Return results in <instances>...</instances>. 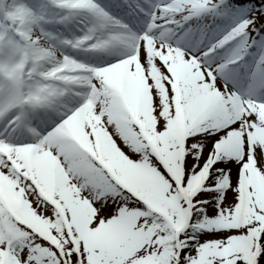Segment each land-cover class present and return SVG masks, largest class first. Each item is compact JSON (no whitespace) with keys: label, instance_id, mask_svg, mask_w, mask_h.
I'll return each mask as SVG.
<instances>
[{"label":"snow or ice","instance_id":"obj_1","mask_svg":"<svg viewBox=\"0 0 264 264\" xmlns=\"http://www.w3.org/2000/svg\"><path fill=\"white\" fill-rule=\"evenodd\" d=\"M0 264H264V0H0Z\"/></svg>","mask_w":264,"mask_h":264}]
</instances>
